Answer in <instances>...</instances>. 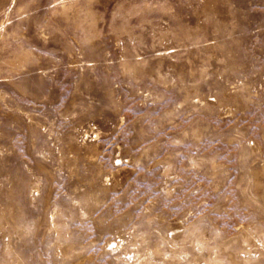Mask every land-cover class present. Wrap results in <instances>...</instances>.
<instances>
[{
    "label": "rangeland",
    "instance_id": "rangeland-1",
    "mask_svg": "<svg viewBox=\"0 0 264 264\" xmlns=\"http://www.w3.org/2000/svg\"><path fill=\"white\" fill-rule=\"evenodd\" d=\"M0 264H264V0H0Z\"/></svg>",
    "mask_w": 264,
    "mask_h": 264
}]
</instances>
